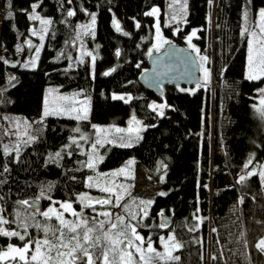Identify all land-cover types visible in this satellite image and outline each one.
<instances>
[{
    "label": "trees",
    "instance_id": "obj_1",
    "mask_svg": "<svg viewBox=\"0 0 264 264\" xmlns=\"http://www.w3.org/2000/svg\"><path fill=\"white\" fill-rule=\"evenodd\" d=\"M175 1L72 0L69 5L67 0H42L37 11L53 21L45 32L24 11L31 13L30 5L37 0H0V203L4 215L9 220L19 215L28 225L27 233L33 236L38 231L37 237L45 238L43 228H54L58 221L37 215L32 204L21 206L17 201L38 200L43 209L52 198L74 200L90 189L107 196L88 187V178L133 159L132 168L140 165L150 180L162 182L159 193L167 195H138L136 174L131 172L129 177H120L127 190L121 207L111 209L126 215L127 205L135 213L143 207L141 201L151 200L148 217L140 221L138 232L146 240L150 237L161 253L162 237L175 234L183 245L173 253L179 261L154 259L151 264H264V254L254 247L264 237V184L258 176L249 178L246 186L237 183L247 171L248 159H252L250 167L257 169L264 163V117L253 108L260 80L247 79L246 72L250 31L264 0H186L185 21H179L182 27L177 34L171 30L179 12ZM155 6L161 9L166 35L176 44L185 45L195 31L193 40L200 51L194 52L207 57L212 71L207 88L181 91V87L168 85L159 96L139 83L149 68L154 43L155 17L145 13ZM69 9L77 14L67 16ZM89 13L96 14L93 38L99 44L94 72L87 57L84 61L70 59L80 38L86 37L80 26ZM114 19L120 22L121 32L115 30ZM32 29H37V35H32ZM39 43L36 66L25 68ZM111 69L115 71L103 75ZM51 87L84 92L91 102L88 119L44 117V99ZM113 93L133 99L130 103L113 100ZM155 100H165L170 106L163 117L150 107ZM133 112L147 128L121 137L122 142L130 138L132 146H114L95 168L86 167L87 156L71 143L80 134L76 129L92 131L100 123L126 125ZM12 124L27 132V138L18 144ZM57 152L59 158L54 155ZM5 166L8 172L3 171ZM83 214L92 216L89 208H83ZM194 214L204 217L203 223ZM164 218L167 226L161 228ZM193 225L198 229L188 231ZM11 227L24 231L19 222ZM11 241L22 243L15 237L0 236V250Z\"/></svg>",
    "mask_w": 264,
    "mask_h": 264
},
{
    "label": "snow or ice",
    "instance_id": "obj_2",
    "mask_svg": "<svg viewBox=\"0 0 264 264\" xmlns=\"http://www.w3.org/2000/svg\"><path fill=\"white\" fill-rule=\"evenodd\" d=\"M67 3L70 5L72 0H67ZM42 0H37V2L30 5L32 12L28 13L27 10H24L28 15V18L33 21H39L41 25L44 26L43 31H47V26L51 25L53 21L48 18H44L37 11L41 8ZM159 12L158 8H152L150 11L146 12L147 16H156ZM77 13L75 10H67V16L73 17ZM11 15V14H9ZM247 15V14H245ZM91 23L88 25H81L80 27L86 32H90L94 35L95 24H96V14L89 13ZM259 18L261 21V31L264 32V8L259 10ZM113 26L117 32H121V25L118 20H113ZM136 27H140L137 23ZM157 28V43L155 48L159 50L162 43H170L167 40H163L159 36V24L156 25ZM125 36L129 33L124 32ZM32 35H37L35 29H32ZM195 31L192 33V36H195ZM256 34L253 33V36ZM44 36H40V40H43ZM191 41V37L188 38ZM28 47L32 48V42L27 41ZM42 47V45L40 46ZM194 50L199 53V49H196L193 45ZM249 67L247 79L257 80L264 76V45L261 46L259 51V60H254L251 52L252 46H249ZM116 56L120 55V51L117 50L115 53ZM40 49L37 48L35 52V58L30 60L28 63L24 64V67L27 68L31 65L33 68L36 66L37 60L39 59ZM87 55L92 57V64L95 65L96 57L92 53ZM151 55V52L149 53ZM201 61H206L207 57H200ZM7 62V61H5ZM139 67V65H137ZM115 69H111L108 72L103 73V75L108 76ZM205 77L207 78L210 75V70L204 69ZM12 79H15L14 77ZM53 89H49V95L53 92ZM184 91V89H181ZM264 92V89H261ZM60 100L65 101L63 105H56L54 107H49L48 97H45L44 101V112L43 116L47 117L49 115H71L76 113L75 119L77 120H87L90 112V101L86 98L84 101H77L75 97L69 96H59ZM113 100L123 101L124 103H130L133 97L130 95H112ZM76 105H84L82 108H77ZM261 105H264V99L261 100ZM153 112L158 113L160 117L165 115L164 109L170 107L166 103L156 104L153 103L150 105ZM261 115L264 116V109H261ZM133 122L140 124V121H136L133 117ZM93 127H96L93 125ZM117 132H124V129L117 128ZM79 131V129H76ZM103 131V129H100ZM129 132L139 133L140 129L129 128ZM27 135V132H25ZM141 137L136 136V139L139 140ZM35 137H30V140H34ZM82 139H85L82 137ZM123 139V138H122ZM111 142V141H109ZM72 143H77L73 139ZM103 141L97 139L92 145L93 156L89 159L86 164L88 168H95L96 158L95 152L97 150V145H102ZM121 147H131L132 141L129 138L126 142L120 144ZM66 147H70L66 146ZM7 146H5V152H7ZM69 155L71 153H68ZM56 158L60 157V152L54 154ZM16 156L18 158L19 151L17 148ZM101 161L103 157L99 158ZM133 161H129L131 165ZM252 165V159L250 158L248 162L244 165V168L247 169L246 172L241 174L238 177L237 183L243 186L247 185L249 178L253 176H258L261 183L264 184V169L257 172L255 167H250ZM4 172H8L9 169L5 166L3 168ZM127 169L122 168L117 172L112 173L114 176H119L126 174ZM74 178V177H73ZM92 177L88 178V187H92ZM207 187V185H205ZM119 186H105L100 188V191L108 194L102 198L93 199L87 194H81L79 197L80 203L84 208L91 209L95 215L85 216L83 212H78L73 208L71 202L65 201L60 203L59 209L56 207H49L47 211L40 213L43 217L48 220H51L53 217L58 221V226L54 228L44 227L43 232L45 238L43 239H32L27 233V223L24 222L19 215L15 219L9 220L4 215V209L0 207V236L2 237H15L19 241H23V246H18L14 244H8L6 250H0V264H151L154 259L165 260V261H179L180 257L178 255H173V253L183 247L182 243L177 240L176 235L173 234L169 236L168 240L161 238V241L164 244L165 251L163 253L158 252L156 248L153 247L151 238L147 240L143 235L138 232V227L140 226V221L148 217L149 206L153 201H141L140 204L143 207L139 212L128 211L127 205L124 206L126 215H121L119 213H113L110 210L98 211L97 206L105 208V206H111L113 208H120V201L123 199V195L118 191ZM43 195V193H42ZM160 196H165L167 193L161 192ZM114 198V199H113ZM2 199V197H0ZM51 199V197H48ZM243 197L240 198V203H243ZM17 204L21 206H31L28 200L17 201ZM139 207V206H138ZM64 213H70L71 217L74 219H66ZM163 217V212L160 213ZM195 219L200 223H203L204 217L194 214ZM103 217V219H101ZM136 221V223H132ZM20 223V226L24 228V231L21 232L17 229L11 227L14 223ZM3 225H8V227H3ZM167 226L166 222H162L159 227L164 228ZM40 227V225H36ZM198 229L197 225L189 228L188 231H196ZM215 231V229L213 230ZM51 233V237H49ZM147 244L145 248L144 245ZM256 250L264 254V237L260 238L254 245ZM138 256V260H137ZM217 256H212L213 260H216Z\"/></svg>",
    "mask_w": 264,
    "mask_h": 264
},
{
    "label": "rangeland",
    "instance_id": "obj_3",
    "mask_svg": "<svg viewBox=\"0 0 264 264\" xmlns=\"http://www.w3.org/2000/svg\"><path fill=\"white\" fill-rule=\"evenodd\" d=\"M175 3L179 6V12H178L176 19L174 20L175 25L173 23L171 30L175 34H177L178 31L182 27V24L179 21H183V23L185 21V20H183V17H182V11L184 8L183 6H186V0H176ZM155 8H158L159 12L156 16H154L155 17L154 43H153V46L151 47V49L149 51V53L151 52V54L160 53L168 44H170L172 42L175 43V40L173 37L166 35L165 29L162 26L160 7L155 6ZM262 8H264V7H262ZM2 19H3V7L0 5V29H1ZM90 23H91V19H90V17H87L83 25H88ZM157 23L159 24V36L163 40H167L170 42V43H162L159 50H157L155 48V45L157 43V28H156ZM252 25H253V27L250 31V38L248 41V55H247V64H246L247 75H248L249 55H250L249 46L250 45L252 46L251 55H252L253 59L259 60V51H260L261 46L264 45V32L261 31V21L259 18V11H258L257 18L255 19V21L253 22ZM36 31H37V29H36ZM85 33H86V37L80 38V42L77 44L76 49H75L76 53L72 52L70 59L73 60V62L76 60L84 61L85 57H87L88 63L91 66L92 71L94 72L95 65L93 66V64H92V57L87 55V54L92 53V55L95 56L97 59L99 57V44L96 41H94L93 34H90V36H89L88 32L85 31ZM253 33H255L256 35L253 36ZM188 37H191V41H189V39H188L185 46L187 48L191 49L192 51H195L193 48V45L195 46V43H194L192 34L189 35ZM32 45H33V42H32ZM40 46H41V43H39L38 46L35 45L34 51L32 52L30 60L35 58L36 49L37 48L40 49ZM195 48H196V46H195ZM0 54H1V50H0ZM73 62H69V65L73 66L74 65ZM199 62H200L201 81H200V84L198 86L194 87L195 89L200 88V87L207 88L210 85L211 79H212V71L209 69V67L207 65V60L201 61V59L199 57ZM95 63H96V60H95ZM205 68L210 70V75L207 78L205 77V73H204ZM257 80H260V84H259L258 89H257L258 94L256 96V102H254V104H253V108H254V111L256 112V114H258L259 116H262L261 115V109H264V105H261V100L264 99V92H262L261 89H264V76H262L260 79H257ZM181 88H183L184 90H187V91H192L194 89L191 87H181ZM50 89H53L54 91L51 93V95H49V90H48V93L45 96V97H48V102H49L50 108L54 107L56 105H63L66 103L65 101H62L58 98L61 95L69 96V97L74 96L75 100H77V101H84L86 98L89 100L88 96L82 91H65V90H60L57 87H51ZM113 94L128 96V94H121V93H113ZM44 101H45V99H44ZM153 103H156V104L166 103L167 104V102L165 100H155L151 104H153ZM89 106L91 108V102H90ZM76 107L82 108V107H84V105H76ZM164 113H165V109H164ZM75 115H76V113H72L71 115H60V116L74 118ZM133 117H135L136 121H140L141 123L140 124L134 123ZM11 126L13 127L12 135H13V137H15L17 144L22 142L23 140H25L27 138L25 135V132H24L25 127L20 129L17 127L18 125L15 126V124H12ZM95 126L96 127H94L92 131H83L82 129H80L79 130L80 134L71 139V143H72L73 139H75L77 141V143H75V145L79 148V152L81 154H84L87 156L85 166H86L87 162L89 161V159L93 156L91 145L97 139H100L101 141H103V143H102V145H97V150L94 154L95 158H96V165L99 162H101V160L99 158L100 157L104 158V156H106V154H108L109 150L112 147L120 146V144L122 143L121 137L124 134L132 133V132L127 131L129 128H132V129L139 128L140 129L139 133H142L147 128V125L140 118H138L134 112L130 115L126 125H119L117 123H107V124L100 123V124H96ZM117 128L124 129L125 131L124 132H117L115 130ZM100 129H103V131H100ZM133 133H137V132L133 131ZM139 133H137V134H139ZM82 137H84L85 139H82ZM109 141H111V142H109ZM132 160L133 159H130L129 161H132ZM248 160L245 162V164L248 162ZM129 161L127 162L126 165H122L121 167L113 169V170H109V171L100 170L98 175H96L92 179L91 183L93 186L91 188L96 189V190H100V188L105 187V186H109V187L119 186L118 191H120L121 194L124 196V194H125L124 191L126 190L125 189L126 187L122 186L120 177L126 178V177H129L131 172H135V174H136L135 190H136V193L138 195L155 196L157 193H159L161 191V188H162V182H159V183L153 182L152 180H150L145 175V173L143 172L140 165H135L134 168H132V164L128 166ZM122 168L127 169L126 174H122L119 176L112 175V173L117 172L118 170H120ZM262 169H264V163L258 169L255 168V170L257 172H259ZM88 183H89V181H88ZM81 194H87L89 197H91L93 199L102 198V197L106 196V195L100 194L96 191H92L91 189L86 191V192H83ZM81 194L77 195V197L74 200H59V199L52 198L50 204H48L45 208L35 210L36 214L40 215V213L47 211L49 207H53V206L59 209L60 203H63L65 201L71 202L73 205V208L76 211L83 212L84 207L79 201V197ZM32 202H33V200H30L29 204L31 205ZM0 207H2L1 203H0ZM97 210L98 211L110 210L113 213H117L116 211L111 209V206H105V208H102V209L99 206H97ZM90 211H91L92 215H95V213L91 209H90ZM64 215H65L66 219H74L73 217H71L70 213H64ZM53 218H55V217H53ZM101 219H103V217H101ZM3 227L7 228L6 225H3ZM29 235L32 239H43V238L37 237L39 235L38 231L35 233V235H33L34 237H37V238H34L31 234H29ZM9 238H14V237H9ZM164 240L166 241V240H168V238L164 239ZM21 242L22 243L20 244V243L11 241L9 244L23 246L24 242L23 241H21ZM162 245H163V247L161 249L164 252L165 248H164L163 242H162ZM7 246L3 250H6Z\"/></svg>",
    "mask_w": 264,
    "mask_h": 264
},
{
    "label": "water",
    "instance_id": "obj_4",
    "mask_svg": "<svg viewBox=\"0 0 264 264\" xmlns=\"http://www.w3.org/2000/svg\"><path fill=\"white\" fill-rule=\"evenodd\" d=\"M29 1V0H26ZM200 62L194 51L174 42L160 53L149 56V68L140 76L139 83L148 91L162 96L168 85L195 87L200 84ZM41 207L40 201L32 203L33 209ZM168 222V219H163Z\"/></svg>",
    "mask_w": 264,
    "mask_h": 264
}]
</instances>
